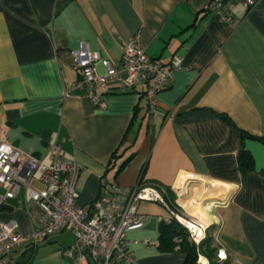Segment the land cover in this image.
Returning <instances> with one entry per match:
<instances>
[{"label": "crops", "instance_id": "0c3cea01", "mask_svg": "<svg viewBox=\"0 0 264 264\" xmlns=\"http://www.w3.org/2000/svg\"><path fill=\"white\" fill-rule=\"evenodd\" d=\"M210 1L0 0V140L48 164L60 146L82 167L85 208L104 182L155 188L206 226L224 263L264 264V0L250 10L231 0L234 10L223 12L231 23ZM137 35L150 57L178 67L169 88L151 111L146 85L111 84L96 90L107 102L98 109L71 53L85 43L119 63ZM139 211L149 221L128 235L133 264H185L184 253L158 248L167 207L143 201ZM12 220L25 240L43 227L24 191L0 204V221ZM74 243L71 232L57 233L20 248L13 264H72L63 251Z\"/></svg>", "mask_w": 264, "mask_h": 264}, {"label": "built area", "instance_id": "2783aa9c", "mask_svg": "<svg viewBox=\"0 0 264 264\" xmlns=\"http://www.w3.org/2000/svg\"><path fill=\"white\" fill-rule=\"evenodd\" d=\"M241 5L250 10L256 2L243 0ZM234 7L231 0H211L208 9L221 13L222 18L231 23L234 21L231 14L223 15V12L225 9L232 12ZM71 54L74 66L81 74L78 85L98 109H105L107 102L96 90L119 83L122 90L131 92L146 85L149 108L155 111L156 97L169 88L178 69L150 57L139 35L124 48L119 63L103 58L85 43ZM97 64L105 69V73L98 71ZM50 153L54 159L48 164L29 154L18 155L15 147L0 140V204L17 198L24 191L36 202L43 223L40 230L25 240L16 221H0V264H13V256L20 248L37 247L51 236L65 231L75 237L73 246L63 251L72 264H133L128 235L149 221V216L139 211V204L143 201L165 205L170 213L168 222L179 221L195 244L200 245L204 240L206 226L181 218L155 188L121 189L104 182V192L97 203L89 209L83 207L78 192L82 167L74 160L64 159L61 147L56 144L50 148ZM221 253L219 257L223 261L227 257Z\"/></svg>", "mask_w": 264, "mask_h": 264}, {"label": "trees", "instance_id": "16d2710c", "mask_svg": "<svg viewBox=\"0 0 264 264\" xmlns=\"http://www.w3.org/2000/svg\"><path fill=\"white\" fill-rule=\"evenodd\" d=\"M248 158L247 154L241 153L240 164L242 167L247 165ZM158 248L164 253L178 250L186 255L185 264H197L201 246H197L190 240L188 231L178 221L172 220L161 225Z\"/></svg>", "mask_w": 264, "mask_h": 264}, {"label": "rangeland", "instance_id": "374dc122", "mask_svg": "<svg viewBox=\"0 0 264 264\" xmlns=\"http://www.w3.org/2000/svg\"><path fill=\"white\" fill-rule=\"evenodd\" d=\"M188 202V201H186ZM192 204V203H191ZM184 205H186L184 203ZM193 205V204H192ZM176 213H178L181 217H184V218H187L185 216V214H183V209L178 206V205H174V204H171L170 206ZM196 214V213H195ZM177 221V220H176ZM179 222V221H178ZM208 238V237H207ZM206 236L203 240V242L200 244L201 246V249L199 250V257H198V261H197V264H205V263H208V264H223L224 262H227L228 261V257L226 255V259L225 260H221L219 255L220 253L222 252L217 243L212 239V238H208L207 239ZM204 243V244H203ZM203 244V245H202ZM223 253V252H222ZM224 254V253H223ZM199 262V263H198ZM226 264V263H224Z\"/></svg>", "mask_w": 264, "mask_h": 264}, {"label": "snow or ice", "instance_id": "6c2138e0", "mask_svg": "<svg viewBox=\"0 0 264 264\" xmlns=\"http://www.w3.org/2000/svg\"><path fill=\"white\" fill-rule=\"evenodd\" d=\"M221 256H223V253H221Z\"/></svg>", "mask_w": 264, "mask_h": 264}, {"label": "bare ground", "instance_id": "6f19581e", "mask_svg": "<svg viewBox=\"0 0 264 264\" xmlns=\"http://www.w3.org/2000/svg\"><path fill=\"white\" fill-rule=\"evenodd\" d=\"M182 218V217H181ZM205 264H208V263H205Z\"/></svg>", "mask_w": 264, "mask_h": 264}]
</instances>
